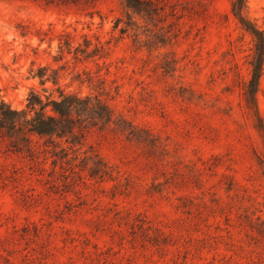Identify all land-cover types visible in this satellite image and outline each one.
Returning <instances> with one entry per match:
<instances>
[{
	"label": "rangeland",
	"instance_id": "374dc122",
	"mask_svg": "<svg viewBox=\"0 0 264 264\" xmlns=\"http://www.w3.org/2000/svg\"><path fill=\"white\" fill-rule=\"evenodd\" d=\"M231 1L179 4L171 43L149 50L114 27L121 0H0V96L25 107L41 89L32 63L66 65L67 90L104 86L117 114L152 133L140 144L92 129L114 169L103 181L0 143V264H264V136L244 96L254 42ZM248 15L264 29V0H248ZM63 31L107 54L55 61ZM84 70L92 79L73 82ZM256 98L264 121V71Z\"/></svg>",
	"mask_w": 264,
	"mask_h": 264
},
{
	"label": "trees",
	"instance_id": "16d2710c",
	"mask_svg": "<svg viewBox=\"0 0 264 264\" xmlns=\"http://www.w3.org/2000/svg\"><path fill=\"white\" fill-rule=\"evenodd\" d=\"M124 5V17L117 19L115 28L124 23L123 33L134 30V45L137 49L147 47L149 50L166 46L171 43L174 33L172 26L175 20L185 15V9L179 10L178 5L190 2L202 4L204 0H121ZM188 9V8H187ZM188 13H196L194 10ZM231 11L240 23L241 28L251 35L254 48L251 64V77L244 87L247 108L257 120V128L264 136V121L257 105V92L264 71V29L248 15V0H232ZM171 18L168 29L165 22ZM142 22V24H141ZM152 24L153 28H150ZM141 27L149 33L141 39ZM47 34V33H46ZM74 35L70 31L60 34L58 54L55 61L65 59L66 54L72 55L76 62L94 60L104 57V44H94L87 34H82L83 42L73 44ZM42 38L41 40H43ZM68 62V61H66ZM32 63L30 77L38 79L41 89L32 88L26 98L25 107H14L0 96V143L7 151L25 153L31 157L51 158L54 167L60 166L64 173L70 171L81 177L83 172L89 179L103 181L113 178V167L88 143V134L92 129H109L125 136L129 141L140 144L149 141L152 136L149 129L136 125L122 114H117L113 106L102 95L109 96L104 86L99 93L81 94L69 91L60 83V69L49 65L34 68ZM89 71L77 73L72 81L85 82L83 75ZM51 83V86H47ZM105 84V80H100Z\"/></svg>",
	"mask_w": 264,
	"mask_h": 264
}]
</instances>
